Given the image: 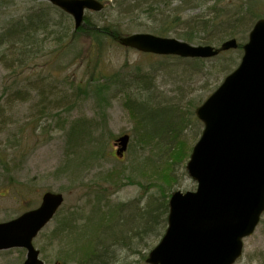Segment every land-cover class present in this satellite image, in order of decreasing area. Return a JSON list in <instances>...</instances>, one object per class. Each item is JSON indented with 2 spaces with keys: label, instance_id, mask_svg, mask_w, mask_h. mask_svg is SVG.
I'll return each instance as SVG.
<instances>
[{
  "label": "rangeland",
  "instance_id": "374dc122",
  "mask_svg": "<svg viewBox=\"0 0 264 264\" xmlns=\"http://www.w3.org/2000/svg\"><path fill=\"white\" fill-rule=\"evenodd\" d=\"M246 1L253 2L254 11L261 14L263 17L261 19H264V0H224L222 5H228L227 7L236 10L237 13ZM156 2L159 10H165L162 3ZM179 4L177 1L172 6L176 8ZM212 4L213 1L209 5ZM139 7L137 11L135 10V14L133 13L135 23L139 18L144 17L140 11L142 7ZM206 8L207 6L192 4L183 8L181 16L186 18L201 15L205 13ZM40 9L47 11L54 23L63 21L70 30H77L72 18L53 8L45 0H0V34L9 23L26 19L27 16L35 13V10ZM87 15L98 25H104L114 19L119 20L118 23L123 21V25L131 23V19L128 21V19L121 20L120 16L116 17L117 10L111 3L107 4L103 12H89ZM250 30L246 34L247 40ZM135 33L142 32L131 31L123 36ZM75 35L77 46L69 55L65 50L67 47L57 49L55 43L47 42V46L43 48L45 56L31 60L23 71L17 69L19 74L25 73L23 77L52 70L54 72L52 82L58 81V85L67 93L68 102L63 105L64 109L52 112L54 115L52 125L44 121L47 127L45 132L39 129L40 123L31 118L34 115L31 102L23 101L24 97L19 100L11 97V94L2 95L4 90L16 83L18 74L6 68L9 64L8 57L0 61V100L3 107V111L0 110V151L11 155L7 161L12 159V162L7 168L13 177V180H9L5 169L0 166V222L13 219L27 209L38 207L43 194L47 191L63 193L65 202L58 213L60 216L48 224L35 241L36 248L41 251V257L46 264H63L62 257L68 249L65 244L69 245L70 240H64L63 245V239L57 236L56 229L63 217L70 216L79 209H83L85 213H80L77 218L84 219L81 224L85 222V216L90 213L93 205L87 202L94 199V195L92 198H89V195L97 191L94 190L95 187L102 189L101 212L108 211L109 207L116 208L121 203L137 199L144 187L149 193L158 191L161 186L168 187L172 183L173 193L196 189V183L186 170V164L190 159L187 152L200 139L204 129L203 123L194 121L195 124L185 128L180 139L175 140L173 145L171 142L165 144L163 149L171 147L166 154L151 145L143 146L142 128L135 115L126 107L128 94L124 92L130 93L129 97L133 104L145 103L144 101L150 98L153 99V106H163L148 111L141 110L146 128L161 133L164 132L163 127L167 126L172 114L164 107H176L180 116L195 120L191 112H195V109L201 106L198 104L206 101L227 76V73L215 67L214 62L212 65L210 62L209 65L205 64L206 67L202 70L191 69L189 74L180 72L182 70L180 68L177 69V73L170 75L169 70L161 67L162 59L158 56L140 53L114 41L105 47L102 55H98L91 38L83 33ZM168 37L177 38L174 35ZM213 45L219 47L217 43ZM4 49L5 46H0V59L3 57ZM49 52L56 54L52 56ZM173 62L170 64L175 67L177 63ZM183 65L185 64L178 67H184ZM236 67L233 66L232 70ZM117 79L128 81L126 86L121 85L123 88L121 91L115 90V85L114 89L112 88ZM79 83L89 85L88 87L107 85L111 89L104 97L93 94L87 96L82 93L78 99L75 95ZM32 98L36 99V95L32 94ZM193 102L196 103L195 109ZM77 123L84 128L83 148L88 149L91 143L96 145L95 148L101 146L102 151L98 160L93 162L85 160L79 169L74 166L72 169L66 160L69 149L68 134L70 128ZM124 134H129L131 141L125 158L120 160L115 156L116 148L113 142ZM177 142L184 143L183 152L181 145L177 146ZM80 162L76 163L80 164ZM153 162L156 164L154 167ZM172 165H174L175 182L170 178ZM112 170L122 172L126 176L112 178L111 175L97 180L99 176H104L106 172ZM132 174L133 180L128 179V175ZM159 241L156 240L154 244H158ZM146 242L152 243V239L149 238ZM87 243L88 241H83V250L87 249ZM25 258L26 253L23 250L0 251V264H22ZM138 259L139 257H130L129 262L134 263ZM235 264H264V214L255 233L244 241L243 256Z\"/></svg>",
  "mask_w": 264,
  "mask_h": 264
},
{
  "label": "trees",
  "instance_id": "16d2710c",
  "mask_svg": "<svg viewBox=\"0 0 264 264\" xmlns=\"http://www.w3.org/2000/svg\"><path fill=\"white\" fill-rule=\"evenodd\" d=\"M99 1L104 4L105 2L107 4L111 3L117 10L116 17L120 16L121 20L128 19V21L131 19V23L123 25V21L121 24L118 23L120 22L119 20L114 19V21L107 22L104 25H98L86 15L85 21L87 27L72 31L69 29L68 25L65 26L63 24V21L54 23L53 18L48 12L40 9L35 10V13L27 16L26 19L23 18L9 23L2 29L0 34V46H5L6 49L3 50V57L0 61L8 57L9 61L7 62L9 64L6 65V68L8 71L18 74L16 76L17 80L15 79L16 83L12 84L11 88L4 90L2 95L11 94V97L19 100L24 97L22 99L23 101L31 102L34 111V115L31 116V118H33L35 122L40 123L39 129H43L44 132L47 128L44 121L50 122V126L52 125V118H54L52 112H58L64 109L63 105L68 102L67 93L58 85V81L57 83L55 81L54 83L52 82L54 77V72H52V70L36 73L35 76L33 73L30 75L31 77L28 75L23 77L25 73L19 74L17 69H22L23 71L25 70L24 67L28 65L31 60L36 59V57L41 58L45 56V54H43V48L47 46V42L48 44L50 42L55 43L57 49H64V47H67L65 50H67V55H69L77 46L75 34L83 33L91 38L94 50H98L97 54L102 55L105 47L108 46L111 41L118 42L119 37L131 31L152 33L163 37L174 35L183 41L196 43L197 45H213L217 43L220 46L226 40L236 38L239 43L237 49L222 52L210 59L158 56L162 59L161 67L169 70L168 74L170 75L177 73L180 68H182L180 72H184L185 74H189V70L195 68H201L200 70H202L206 67L205 64L209 62L210 65L214 62L216 68H219L221 72L227 73L228 75L233 71L232 67L238 66L240 63L243 56L242 46L246 43L247 32L259 19L263 18L261 14L254 11L253 6L255 4L251 1H246L244 5H241L242 8L237 10V13L236 10L227 7L228 5H222L224 0ZM156 1L162 3L165 6V10H159ZM177 1H179L180 4L175 8L172 5ZM212 1L213 4L209 5ZM107 4H105L104 9L107 8ZM192 4L196 6H207L205 13L186 18L181 16L183 8ZM139 6L142 7L140 11L144 14V17L139 18L135 23V21H133V15L135 14V10L137 11L138 8H140ZM52 7L60 10L53 5ZM49 54H51V52H49ZM55 54L56 52H52L51 55L54 56ZM173 61H176L177 67H172L170 63H174ZM182 64H185L183 65L184 67H178ZM212 67L213 66H211V68ZM142 78L145 80L148 79V77ZM119 79L113 83L112 88L114 89L115 85V90L121 91V89L123 90L121 85L123 84V86H126V82L128 81ZM70 86L74 88V86ZM88 86L89 85L79 83L77 86L78 92H76L75 96L80 99L83 93L87 96L93 94L104 97L111 89L107 85ZM124 93L128 94V99L125 96L126 107L135 115L142 128L143 146L151 145L155 147V149H159L162 153L166 154L171 150V147L168 146L163 149L165 144L171 142L173 145L175 140L177 141L180 139L185 128L191 124H195L194 121L200 122V120L196 118L195 112H191L195 120H190L188 117L180 116L178 108L164 107L172 112L167 126L163 127L164 132L160 133L158 130L150 131L144 124L141 110L148 111L153 108H163V106H153V99L151 100L150 98H147L146 101H144L145 103L133 104L131 97H129L130 93H127V91ZM32 94L36 95V99L32 98ZM202 103L203 102H200L198 105ZM195 104L196 103L193 102L192 105ZM72 106H74V104ZM195 107L196 105L193 109H195ZM0 110L3 111L1 100ZM57 116L59 115L57 114ZM36 125H38V123H36ZM22 128H24V126H22ZM70 129V133L68 134L69 149L66 154V160L70 168L72 167L73 169L74 166V168L79 169L80 165L84 164L83 161L85 160L90 162L98 160L102 151L101 146L95 148L96 145L94 146L90 143L88 149H84V136L82 135L84 128L77 123V125L72 126ZM180 145L183 152L184 143L179 142L177 144V146ZM192 149L193 147H190L188 150V157ZM2 152L3 151H0V166L5 169L8 179L13 180L12 174H10L7 168L8 164L12 162V159L7 161L11 155H7L6 153L3 154ZM5 152L9 151L5 150ZM76 162H80V164ZM136 162H138V160ZM152 165L154 167V165H156L155 162H153ZM136 169L137 167H135V170ZM173 169L174 165H172L170 169V178L172 182H175L173 178ZM111 175L112 178L126 176L122 172L112 170L106 172L104 176H99L97 180L103 179L104 177L107 178ZM128 179L133 180V174L128 175ZM172 184L168 187L161 186L159 190L154 193L147 192L146 188L142 185L144 188H142L141 194L137 199L121 203L116 208L109 207V210L105 212H101L102 189L100 190V187H95L94 190L97 191L91 192V195H89V198H92L93 195L95 197L93 196L94 199L87 202L88 204L93 203V205L90 213L85 216V222L83 221L81 224L84 219L77 218V215H81L80 213H85L83 209H79L71 213L70 216L63 217L59 227L56 229L57 236L63 239V245L64 240H70L69 245L67 243L65 244L66 247L68 246V249L66 254L62 257L63 264H147L148 254L156 245L154 244L155 241L160 240L167 229L170 198L173 194ZM59 216L60 215L57 214L56 218ZM149 238L152 239V243L146 242ZM83 241H88L87 249L85 250L82 249ZM130 257H139V259L134 263H130Z\"/></svg>",
  "mask_w": 264,
  "mask_h": 264
},
{
  "label": "water",
  "instance_id": "95a60500",
  "mask_svg": "<svg viewBox=\"0 0 264 264\" xmlns=\"http://www.w3.org/2000/svg\"><path fill=\"white\" fill-rule=\"evenodd\" d=\"M87 27V11L101 12L99 0H45ZM118 42L141 53L182 58H213L238 48L236 39L219 48L192 45L170 37L137 33ZM237 69L196 109L204 124L186 165L195 191H176L170 199L167 230L149 253L148 264H235L244 240L264 214V19L254 25ZM130 135L117 139L122 158ZM64 202L47 192L40 206L0 223V251L27 250L23 264H45L33 244Z\"/></svg>",
  "mask_w": 264,
  "mask_h": 264
}]
</instances>
